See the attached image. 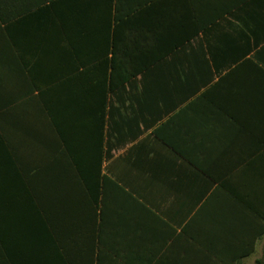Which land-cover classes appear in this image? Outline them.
I'll return each mask as SVG.
<instances>
[{"label":"crops","instance_id":"obj_1","mask_svg":"<svg viewBox=\"0 0 264 264\" xmlns=\"http://www.w3.org/2000/svg\"><path fill=\"white\" fill-rule=\"evenodd\" d=\"M0 264H264V0H0Z\"/></svg>","mask_w":264,"mask_h":264}]
</instances>
